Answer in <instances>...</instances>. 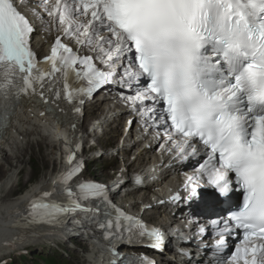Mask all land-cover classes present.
Returning <instances> with one entry per match:
<instances>
[{"label":"snow or ice","instance_id":"6c2138e0","mask_svg":"<svg viewBox=\"0 0 264 264\" xmlns=\"http://www.w3.org/2000/svg\"><path fill=\"white\" fill-rule=\"evenodd\" d=\"M30 5L38 17L36 8H42L52 18L49 31L55 22L57 33L95 56L82 55L57 35L41 60L32 46L34 25L22 11ZM113 82L133 91L122 92V100L147 118L146 126L164 127L174 159L207 155L187 176L184 195L177 191L170 200L179 206L211 188L227 205V214L211 221L216 264H264V0H0V130L10 126L25 96L38 97L49 112L61 101L69 105L61 109L65 115L82 114L85 98ZM69 163L58 180L66 185L61 199H53L54 186L42 191L17 227L62 226L74 213L102 210L99 227L114 257L113 241L125 236L130 244L148 238L151 247L163 249L164 231L120 209L109 213L106 185L81 180L77 196L68 182L84 161L73 154ZM237 191L243 199L234 203ZM89 199L96 209L81 203ZM241 231L240 246L224 257L228 238ZM128 264L155 261L144 256Z\"/></svg>","mask_w":264,"mask_h":264},{"label":"bare ground","instance_id":"6f19581e","mask_svg":"<svg viewBox=\"0 0 264 264\" xmlns=\"http://www.w3.org/2000/svg\"><path fill=\"white\" fill-rule=\"evenodd\" d=\"M99 103H95L94 107H91L92 116L91 118L100 117V111L96 109L92 111L95 106ZM61 115V114H59ZM102 120V118H101ZM13 126L1 136L0 146L4 144L6 138H10V148L6 151L1 150L5 155L2 156L3 164L6 165L11 172L8 170L3 171L4 166L0 163V200L4 199V191L15 186L14 178L18 173L23 172V170L16 171V167L23 163V167L27 170L29 166L32 168V174L37 171V167L34 165L36 161L47 160L50 162V171L45 172L47 175L40 182L36 183L31 189L27 190L24 194L18 196L12 201L11 206L0 205V243L2 241H8L5 245L11 249L23 248L25 245H30L37 243L39 241L38 236H46L56 238L59 236L57 233L50 232L49 229L44 231L43 229H36L35 225L31 227H17L16 222L20 221L21 224L24 223L22 217L27 216L28 204L33 199V197L38 196L42 191L52 190L53 186L55 192L60 191L65 184L59 183V177L61 176V171H55V168L61 163L60 156L62 157V163H67L68 158L72 155L75 143L79 140L83 141L82 150L79 157L87 162L89 156L94 150H97L99 146L103 144V138L106 134L110 133V129H105L104 134L98 136L96 134H91L89 132V126L87 122L81 123L77 128H72L70 126L63 125L61 123H56L51 118H43L37 113L36 105L31 102L21 105V109H17L13 115ZM92 120L89 121V124ZM102 126H104L102 124ZM90 139H93L95 144H90ZM105 139H107L105 137ZM110 141V139H108ZM4 151V152H3ZM142 155L146 156L145 151H142ZM66 157L67 159H63ZM143 157L140 160L143 161ZM58 161V162H57ZM33 164V165H31ZM3 166V168H2ZM106 168V166H104ZM120 168V164H114L113 170L116 174V170ZM133 170L132 168H130ZM70 169H66V172ZM51 173L50 180L47 181L48 175ZM58 173V174H56ZM111 174L110 171H104L102 175ZM56 174V175H55ZM19 175V174H18ZM3 176V177H2ZM2 177V178H1ZM81 180H87L92 182H97L105 184L108 180H103L99 178L92 177L87 168L83 169L81 173L74 177V182L72 184L73 191L76 194L80 193L76 189V185ZM13 184V185H12ZM161 190H164L165 185H160ZM181 191L182 187L176 189ZM5 191V192H6ZM159 191V190H158ZM174 192V191H173ZM7 193V192H6ZM132 198V196H130ZM6 207V208H5ZM213 214V213H212ZM218 238V237H217ZM72 240L75 241V238ZM71 243V242H70ZM69 248V243L67 244ZM0 255L11 252L10 248L0 246ZM77 264H82L75 261Z\"/></svg>","mask_w":264,"mask_h":264},{"label":"rangeland","instance_id":"374dc122","mask_svg":"<svg viewBox=\"0 0 264 264\" xmlns=\"http://www.w3.org/2000/svg\"><path fill=\"white\" fill-rule=\"evenodd\" d=\"M114 145V142L111 143H107V146H112ZM2 156H4V154H2ZM61 162L59 165L57 163V167L55 168V171H59L62 167L64 162L62 163L61 160V156L59 157ZM58 162V161H57ZM24 162H22V164L18 167H16V171L15 172H19L21 170H23V172H21L19 175L17 174L14 178V182H15V186L12 188L7 189V193L4 191V195L6 196H10V194H12V192H15L17 190H22V192L24 191V193L31 189L32 186H34L36 183L40 182L42 179H44L47 174L45 172L50 171V162H48L47 160H42L40 161H36L35 162V166L37 167V171L35 173L32 174V168L31 166H29V168L26 170L22 165ZM3 164V161H2ZM33 165V164H31ZM4 169L3 171H10L11 169H9L8 167H6V165H4ZM2 166V168H3ZM6 171V172H7ZM87 171L89 172V174L94 177V178H99V179H103V180H109L111 177V174H106V175H102L104 171L103 168V164L101 162H92L88 167H87ZM0 173L2 174V172L0 171ZM3 175V174H2ZM51 173L48 175L47 177V181L51 179ZM3 177V176H2ZM1 177V178H2ZM21 192V193H22ZM22 193V194H24ZM21 194V195H22ZM78 244V243H77ZM80 246L83 245L81 242L79 244ZM66 252H63L65 254L67 253H75L78 251V248H66L65 249ZM22 255V256H19ZM47 256H49L48 253L42 252L40 250V246L36 243L34 244H30V245H25L22 249L18 250V251H13V252H9L6 253L4 256L5 259V263L4 264H49L47 260ZM1 264V261H0Z\"/></svg>","mask_w":264,"mask_h":264}]
</instances>
